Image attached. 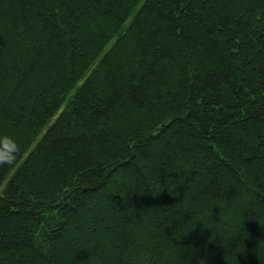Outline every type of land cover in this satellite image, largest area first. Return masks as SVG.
Returning <instances> with one entry per match:
<instances>
[{"label":"trees","instance_id":"obj_1","mask_svg":"<svg viewBox=\"0 0 264 264\" xmlns=\"http://www.w3.org/2000/svg\"><path fill=\"white\" fill-rule=\"evenodd\" d=\"M0 264H264V0H0Z\"/></svg>","mask_w":264,"mask_h":264},{"label":"clouds","instance_id":"obj_2","mask_svg":"<svg viewBox=\"0 0 264 264\" xmlns=\"http://www.w3.org/2000/svg\"><path fill=\"white\" fill-rule=\"evenodd\" d=\"M22 151L16 137L10 134L0 135V166L15 164Z\"/></svg>","mask_w":264,"mask_h":264}]
</instances>
